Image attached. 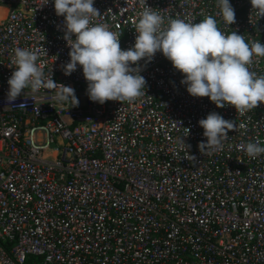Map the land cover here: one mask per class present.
<instances>
[{
	"label": "built area",
	"instance_id": "built-area-1",
	"mask_svg": "<svg viewBox=\"0 0 264 264\" xmlns=\"http://www.w3.org/2000/svg\"><path fill=\"white\" fill-rule=\"evenodd\" d=\"M145 3L166 24L213 16L225 33L264 43V16L249 0H230L236 22L229 26L216 0ZM38 6L0 0V264H264V155L252 159L238 149L264 146V104L241 115L192 97L160 53L139 62L143 97L92 102L82 70L63 73L70 51L63 16L51 0ZM93 6L98 23L120 31L121 49L132 47L140 0ZM16 48L41 54L46 76L51 69L55 82L72 87L79 105L59 103L45 89H26L8 105ZM250 70L264 75V58H254ZM211 112L237 130L221 151L204 155L198 121Z\"/></svg>",
	"mask_w": 264,
	"mask_h": 264
},
{
	"label": "clouds",
	"instance_id": "clouds-1",
	"mask_svg": "<svg viewBox=\"0 0 264 264\" xmlns=\"http://www.w3.org/2000/svg\"><path fill=\"white\" fill-rule=\"evenodd\" d=\"M55 14L64 18V39L70 48L69 60L62 66L65 75L79 67L87 82L86 93L92 102L103 105L107 101L132 103L146 94L147 81L140 72L142 66L160 53L175 70L182 74L181 83L192 97H207L218 108L231 105L241 115L264 104V75L251 71L254 58H264V43L247 41L237 31L225 33L213 16H205L199 23L191 19L165 18L140 0L142 11L137 13L135 41L122 50L120 31H112L108 24L98 23L101 13L93 6L95 0H51ZM251 11L258 18L264 16V0H249ZM49 0H39V7ZM218 15L227 26L236 22L235 9L230 0H216ZM74 37V39H73ZM42 54L47 55L42 47ZM41 54L16 48L12 65L14 71L8 79L7 104L12 105L28 89L38 93L41 89L54 90L53 97L68 107H76L79 100L70 86L57 83L46 76ZM21 105V104H20ZM25 107V105L23 104ZM206 141L198 144L204 155L223 149V141L236 124L211 112L198 121ZM245 129V125L239 126ZM187 136L190 129L186 128ZM181 142L187 146L181 139ZM249 158L264 155L259 142L238 145ZM187 152V151H186ZM188 156L193 160L194 156Z\"/></svg>",
	"mask_w": 264,
	"mask_h": 264
},
{
	"label": "crops",
	"instance_id": "crops-1",
	"mask_svg": "<svg viewBox=\"0 0 264 264\" xmlns=\"http://www.w3.org/2000/svg\"><path fill=\"white\" fill-rule=\"evenodd\" d=\"M3 11V13H1ZM5 8L4 7H0V16H3L5 14Z\"/></svg>",
	"mask_w": 264,
	"mask_h": 264
},
{
	"label": "trees",
	"instance_id": "trees-1",
	"mask_svg": "<svg viewBox=\"0 0 264 264\" xmlns=\"http://www.w3.org/2000/svg\"><path fill=\"white\" fill-rule=\"evenodd\" d=\"M31 261H32V259L31 258H28L27 264H29Z\"/></svg>",
	"mask_w": 264,
	"mask_h": 264
},
{
	"label": "rangeland",
	"instance_id": "rangeland-1",
	"mask_svg": "<svg viewBox=\"0 0 264 264\" xmlns=\"http://www.w3.org/2000/svg\"><path fill=\"white\" fill-rule=\"evenodd\" d=\"M1 13H3V11Z\"/></svg>",
	"mask_w": 264,
	"mask_h": 264
}]
</instances>
